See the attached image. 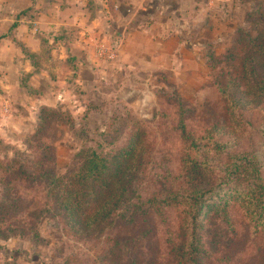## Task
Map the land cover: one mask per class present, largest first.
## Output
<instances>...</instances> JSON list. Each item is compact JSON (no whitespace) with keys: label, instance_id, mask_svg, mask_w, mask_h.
Segmentation results:
<instances>
[{"label":"rangeland","instance_id":"rangeland-1","mask_svg":"<svg viewBox=\"0 0 264 264\" xmlns=\"http://www.w3.org/2000/svg\"><path fill=\"white\" fill-rule=\"evenodd\" d=\"M96 2L103 8L109 0ZM93 3L85 0L88 9L94 8ZM162 3L165 10L186 12L193 29L182 27L183 40L165 45L153 59L144 57L146 63L136 74L121 75L119 71L112 80L104 78L105 72L95 76L78 51L65 49V40L76 38L74 31L65 34V18L58 20L57 27L52 25V31L48 30L51 26H38L34 32L39 51L32 57L36 65L30 70L23 65L18 81L4 82L19 87L13 96L15 103L7 104L8 97L0 103V160L4 165L11 163L12 171L17 172L22 162L33 171L35 162L43 157L45 163L50 156L46 166L57 175H66L76 170L80 156H91L84 151L113 156L133 142L137 128L143 126L140 144L145 152L140 148V155L147 156L148 165L138 187L142 199L137 203L150 193L193 188L181 183L185 159L204 162L203 158H209L208 166L218 171L225 162L236 160L235 156H249L264 177L263 73H258V66L257 73H251L253 63L244 68L243 59L248 46L243 32L264 33V0ZM56 6L65 13V0H56ZM26 48L22 47L23 59L30 62L31 52ZM171 51L173 56L164 55ZM167 62L173 64L174 73L162 72ZM149 63H156V73H151ZM43 105L59 113L37 132ZM8 175L0 166V178ZM22 176L9 175L21 196L20 214L17 221L0 224V264H134L127 261L135 253L128 255L116 248L107 257L108 236L115 235L117 229L92 240L75 237L53 206L47 205L46 177L31 182ZM223 176L208 185H214L215 190L208 195L204 209L213 210L203 228V250L198 249L197 254L206 252L207 256L203 254L200 262L264 264V201L251 207L238 195L251 181ZM220 184L224 187L218 188ZM5 188L0 179V199ZM229 199L227 212H218L217 206ZM182 210L181 205L154 209L155 214L150 209L152 216L146 223L121 230L122 237L145 236L136 246L139 262L177 264L169 242H179L175 234ZM17 222L21 224L11 227ZM116 234L120 238V233Z\"/></svg>","mask_w":264,"mask_h":264},{"label":"trees","instance_id":"trees-1","mask_svg":"<svg viewBox=\"0 0 264 264\" xmlns=\"http://www.w3.org/2000/svg\"><path fill=\"white\" fill-rule=\"evenodd\" d=\"M262 20L264 27V16ZM243 34L246 41H248L247 50L244 51L243 56L244 68H247L248 63H253L254 66H252L250 72L256 74L255 66H258L260 69L258 73H263L260 82L263 81L264 85V33L255 36L246 31ZM241 37L242 35L239 39ZM35 55L34 53L29 55L32 65H36L32 58ZM39 113L37 132H41L43 126L47 127L49 123L47 119L50 118V121L51 116L54 117L59 112L43 105ZM144 134L143 126H139L135 134V140L128 144L126 148L117 151L113 156H98L96 152L89 149L84 151L85 154L91 152V156H80L76 170L66 175H57L50 166H46L50 156L45 163H43V157L41 161L35 162V167L32 166L33 171L27 169L22 162L17 172L12 171L13 166L11 163L4 165V161L0 160V166L3 165L4 171H8L9 175L10 173L11 175L15 174L16 179L23 175L24 180L29 179L34 182L45 176L49 186L46 190L49 198L47 205L53 206V211H57L64 222L65 228L75 237L84 241L92 240L101 238L107 231L117 229L120 238L116 234L118 232L113 236H108L111 245L106 254L109 257L113 248H116L117 252L122 251V253L128 255L130 252L135 253L134 258L131 257L130 262L127 261V263L135 264L137 262L136 258H138L137 263L142 264L141 261L139 262L141 255L136 246L145 236H123L125 237L123 238L121 230L146 223L147 217L152 216L150 209L154 213V209L159 211L181 205L184 210L181 211V218L175 234V240L177 239L179 242L176 243L172 240L169 242L172 245L173 255L177 264H201V257L203 254L207 256V253L203 252L200 255L197 253L198 249L203 250V228L207 223L208 213L213 210L206 211L204 208L208 195L215 190L214 185H208L212 183L213 179H216V182L219 181L218 175H224L225 179L235 177L237 180L251 181L250 187L244 193H238V195L246 200L245 202L251 207H254L258 202L264 201V177L255 167V163L250 161L249 156H235L234 159L236 160L225 162L218 171L208 166V161H211L209 158H203L204 162L186 161L185 159L186 174L182 177L181 183L192 185L193 188L150 193V196L144 202L137 203V200L142 199L138 187L142 183L143 178L141 176L144 175L148 165L147 156L140 155V148L142 152H145V149H142L144 146L140 144ZM29 162H33V160L31 159ZM9 175L8 178H0L6 186L0 199V224H5L8 221L15 222L20 214L19 200L21 196L19 189L13 186V179L9 178ZM221 187H224V185L220 184L218 186V188ZM229 200L222 206H217L218 212H227L231 206V199ZM143 204H145L144 207H142ZM210 207L211 205L207 209ZM262 209L264 210V207ZM202 212L203 214H201ZM30 213L32 214V212ZM204 215L205 219L203 218ZM200 222L201 230L198 231ZM17 223L12 224L11 227L21 224ZM126 260L125 257L124 263Z\"/></svg>","mask_w":264,"mask_h":264},{"label":"crops","instance_id":"crops-1","mask_svg":"<svg viewBox=\"0 0 264 264\" xmlns=\"http://www.w3.org/2000/svg\"><path fill=\"white\" fill-rule=\"evenodd\" d=\"M93 1L94 8L88 9L85 0H65L64 13L56 0H0V103L4 97H8L7 104L15 103L13 96L19 87L4 82L18 81L23 65L26 70L32 68V62L23 59L22 47L31 53L39 51L34 32L38 26H51L48 30L52 31V25L57 27L58 20L65 18V34L76 33L73 42L65 40V49L78 51L95 76L105 72L104 78L109 80L119 71L121 75L136 74L146 63L144 57L153 59L165 45L182 41V27L193 29L186 12L165 10L160 7L163 0H109L103 8ZM164 55L173 56V52ZM149 64L151 73H156V63ZM161 69L175 72L168 62Z\"/></svg>","mask_w":264,"mask_h":264}]
</instances>
